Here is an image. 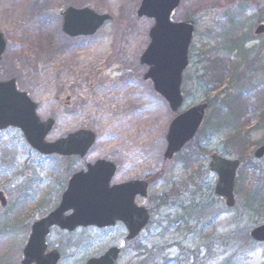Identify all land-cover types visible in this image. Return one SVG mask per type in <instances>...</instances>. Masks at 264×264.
I'll return each instance as SVG.
<instances>
[{"label": "rangeland", "instance_id": "1", "mask_svg": "<svg viewBox=\"0 0 264 264\" xmlns=\"http://www.w3.org/2000/svg\"><path fill=\"white\" fill-rule=\"evenodd\" d=\"M141 3L0 0V32L8 43L0 63V80L15 78L19 89L39 105L40 118L55 119L48 141L80 129L97 135L85 158H65L41 155L17 128L0 132V191L8 200L6 206L0 204V264H22L32 225L59 205L74 171L98 159L117 165L112 183L151 178L148 198L138 203L150 210V224L129 242L125 241L127 231L123 225L73 232L54 228L47 242L50 250L61 253L59 264H85L114 246L122 247L118 264H153L164 259L168 264H221L229 257L233 264L264 262V244L251 245L234 238L236 229L246 232L264 223V207L263 214L255 217L243 215L244 209L238 206L255 186L253 171L246 170L247 162L237 173V206L228 208L214 196L217 175L209 168L210 152L230 158H239L237 153L243 152L237 148L241 142L233 141L228 128L215 129L221 112L209 107L206 119L210 120L207 125L203 123L193 140L205 148L202 158L187 161L189 145L171 160L164 157L166 137L176 115L215 96L207 88L209 78L205 76L214 71L213 61L217 56L223 64L238 61L236 53L227 48L228 43L241 40L248 50L264 43V35L254 33L259 24H264V0L181 1L172 18L181 22L187 16L194 17L195 33L190 64L183 77L185 100L177 112L145 78L149 67L141 63V57L150 45L155 20L138 15ZM69 6L89 7L111 18L92 36L69 37L62 30L61 16ZM228 54L233 57H224ZM261 84H250L244 90L250 118L249 126L242 129L244 134L250 130L244 150V156L252 157L248 164L264 163V157H254L264 145V130H253L256 114L264 109ZM133 90L142 92L154 111L148 120L116 125L114 119L131 117L132 111H127L123 102ZM195 203L205 208L200 221L180 228L165 222L166 216L183 214ZM189 251L193 252L191 258Z\"/></svg>", "mask_w": 264, "mask_h": 264}, {"label": "water", "instance_id": "2", "mask_svg": "<svg viewBox=\"0 0 264 264\" xmlns=\"http://www.w3.org/2000/svg\"><path fill=\"white\" fill-rule=\"evenodd\" d=\"M181 0H142L138 9L140 17L155 20L150 31L151 42L141 57V63L149 66L145 75L151 79L155 90L162 95L175 112L184 102L182 94L183 74L189 65V49L194 37L195 22L186 20L175 22L172 14ZM62 30L70 37L94 35L110 15L100 14L89 7H66L62 12ZM256 35L264 34V24H260ZM7 41L0 32V61L6 50ZM209 105L201 103L179 114L171 123L167 134L166 159H172L189 142L201 127ZM38 104L27 92L17 87L15 78L0 81V130L8 127L21 129L28 143L44 155L80 156L87 155L96 141V134L80 129L53 142L46 140L55 121H42L37 114ZM260 159L264 156V145L254 153ZM240 159L224 157L218 152L210 155L209 167L218 176L214 194L225 201L228 208L236 205L235 185ZM87 171L75 173L69 180L60 205L46 217L36 221L23 249L22 264H58L61 255L54 249L47 252V237L54 226L69 231L80 226L99 228L125 224L128 235L126 241L138 237L150 222L149 210L136 204V197L146 198L149 185L145 180H131L111 185L117 166L112 161L97 160L87 166ZM2 206L7 199L0 192ZM71 212L67 215L66 213ZM255 242H264V224L251 230ZM121 248L112 247L102 256L92 258L86 264H116Z\"/></svg>", "mask_w": 264, "mask_h": 264}, {"label": "trees", "instance_id": "3", "mask_svg": "<svg viewBox=\"0 0 264 264\" xmlns=\"http://www.w3.org/2000/svg\"><path fill=\"white\" fill-rule=\"evenodd\" d=\"M187 19H194L192 16H187ZM227 48L231 52H235L236 55L234 57H238L237 62L226 61L225 64L222 63V60L217 59L213 61L212 68L214 71L205 74L207 78H209V82L207 83V88L210 91L215 92V96L208 100L209 107L214 108L216 111L221 112L220 120L215 123V129L218 128H228L232 132L233 141H240L237 143L243 152H238L237 156L242 160V163L247 162V171H253V181L255 186L252 190L246 195L242 202L238 204L241 206L243 210V215L252 214L257 217L260 215L261 209L264 207V163L259 164V161H256L255 164L249 163L252 161L251 156H244V150L247 147V136L248 134L242 133L244 128L249 126L250 118L248 117V105L246 104V93L244 90L250 84L259 83L262 81V84L259 87L264 86V43H260L259 45L254 46L252 49L248 50L245 48L243 42L241 40H234L229 42ZM224 57H233L228 54ZM225 62V60H224ZM236 84L233 88H231L232 84ZM225 85H227V89H225ZM247 117V120H243ZM257 123L253 127L258 130H264V109L257 115ZM210 117L204 121V125H207ZM203 129L201 130V132ZM246 135V136H245ZM190 154L187 157V161L197 160L198 157H203L206 154V150L203 146L198 144V141H192L190 144ZM188 146V147H189ZM186 161V162H187ZM236 193L240 194L239 188L236 189ZM205 213V208L203 205L199 203H195L191 207H187L184 210L183 214L175 215L174 217L166 216V221L170 226H178L180 227H189L192 221H200L202 215ZM263 214V213H262ZM239 233V234H238ZM234 235L236 239L242 240L248 244H257L252 241L249 231L244 232L243 229H236L234 231ZM139 251H142L139 247L137 248ZM146 249V248H145ZM189 258L193 254L192 251H189ZM192 253V254H191ZM231 257L224 259L221 264H233L231 261ZM160 261V263L153 264H168L167 260ZM197 262V259H194ZM197 264V263H193ZM264 264V262L262 263Z\"/></svg>", "mask_w": 264, "mask_h": 264}, {"label": "bare ground", "instance_id": "4", "mask_svg": "<svg viewBox=\"0 0 264 264\" xmlns=\"http://www.w3.org/2000/svg\"><path fill=\"white\" fill-rule=\"evenodd\" d=\"M123 103V106L127 109V111L131 110L132 114L129 120L124 119V117L114 119L113 123L115 122L116 125L120 123L127 124L130 121L136 120H148L154 111L152 103H150L144 94L138 90H133L132 94L125 99Z\"/></svg>", "mask_w": 264, "mask_h": 264}, {"label": "flooded vegetation", "instance_id": "5", "mask_svg": "<svg viewBox=\"0 0 264 264\" xmlns=\"http://www.w3.org/2000/svg\"><path fill=\"white\" fill-rule=\"evenodd\" d=\"M51 117L49 116L47 119H50ZM47 119H44V120H47ZM43 120V119H42ZM3 131H5V130H3ZM0 132H2V131H0ZM95 162V161H94ZM90 163H87L86 164V167L84 168V169H79V170H76V171H74V173L72 174V176L75 174V173H77V172H79V171H82V170H87V166L89 165ZM151 178H146V179H144V180H146L147 181V183L150 185V180ZM130 181V180H129ZM125 182H128V181H124V182H121V183H125ZM140 199H146V198H143V197H141V196H137L136 197V203L138 204L139 203V200ZM139 205V204H138ZM117 225H123L124 227H125V225L123 224V223H118ZM116 225V226H117ZM115 226V227H116ZM91 228H95V229H100V228H98V227H95V226H90ZM55 228H57V229H59L58 227H55ZM104 229H107V228H103V229H100V230H104ZM67 232V231H66Z\"/></svg>", "mask_w": 264, "mask_h": 264}]
</instances>
